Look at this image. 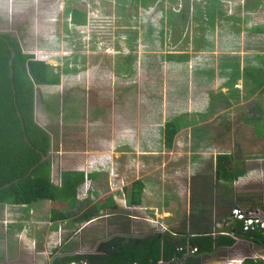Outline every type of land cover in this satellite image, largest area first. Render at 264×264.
<instances>
[{
  "label": "rangeland",
  "instance_id": "1",
  "mask_svg": "<svg viewBox=\"0 0 264 264\" xmlns=\"http://www.w3.org/2000/svg\"><path fill=\"white\" fill-rule=\"evenodd\" d=\"M73 16L84 22L74 24ZM0 32L59 76L34 86L35 120L50 134L46 159L59 187L78 197L87 188L103 195L108 171L125 163L127 180L145 178L147 213L168 209L179 233L187 210L185 222L200 219L192 234L204 238L215 229L214 213L221 238L232 235L235 207L262 209L264 0H0ZM226 61L234 67L223 76ZM173 118L180 130L167 149L163 133ZM126 143L135 147L126 150ZM238 153L247 171L218 183L216 160L231 171ZM87 168L100 173L88 186ZM51 204L30 208L47 217ZM8 209L0 205V260L13 234Z\"/></svg>",
  "mask_w": 264,
  "mask_h": 264
},
{
  "label": "crops",
  "instance_id": "2",
  "mask_svg": "<svg viewBox=\"0 0 264 264\" xmlns=\"http://www.w3.org/2000/svg\"><path fill=\"white\" fill-rule=\"evenodd\" d=\"M219 54H221L220 50ZM227 55L233 54L230 52ZM259 58L263 60V57H257V59ZM233 62L226 61L220 65L223 76L227 75V70L231 69L232 66L234 67ZM241 66V69L250 70L251 68L250 66L244 67L243 61H241ZM219 74L221 75V73ZM212 100V102H216V100ZM126 144L128 145L123 146V148H127L126 150L130 149V146L135 147L134 144ZM124 153L126 152H121L120 156ZM55 156L57 158V151H55ZM107 163L110 162L105 160L106 165ZM134 163H136L135 160ZM97 164L101 168V163ZM136 165L140 170L141 164L138 162L135 164V168ZM50 168L52 187L58 196L61 195V198L58 197L59 201H57L56 197V199L52 197L55 199L56 205L51 204L53 206L47 217L46 212L43 217H39L35 214L38 210L33 211L30 206L2 205L9 208V212H12L10 213L12 220L8 226L10 225V229L13 226V234H7L8 237L3 244L4 252L2 254L4 255L1 256L0 264H61L59 261L63 262V260H72L74 261V263L71 262L72 264H94L92 260L89 262L90 258L88 257L91 256L98 260L109 259L114 247L112 241L117 240L118 246L131 243L133 252H137L139 247H148V241L157 238L159 241L158 248H150L159 255L158 261L166 263L178 262L179 260L176 261V258L181 260L182 256L175 253L176 249L182 247L186 250L189 246L195 248L196 253L187 254L189 257L182 264H243L247 260L264 262V246L254 240V234L250 237L245 236L240 232L233 231L232 228L230 232L233 235L219 237V232L215 231L216 223L219 222L216 213H214L211 221V225L215 229L208 233L207 238H204L192 234V226H198L200 219L195 217L196 223L193 225L190 221L189 223L185 222L187 220L186 215L189 213L187 210L184 211L183 217L181 216L184 220L181 225H184L182 227L185 232L178 233L174 230L176 222L173 223V220H169L171 212L168 209H156L155 212L147 213L142 207V204L145 203L142 197L140 205L129 206L127 201L130 187L127 188V186H131L133 182H142L144 194L145 178H141L138 173V177L134 180H127V173L130 169L125 163L119 165V170L116 169L118 172H115L116 170L108 171L109 190L106 193L103 192L104 194L100 195L96 192H90L86 187L85 192L88 195L83 194L79 197L74 191H66L65 188L59 187L52 178L53 169L51 165ZM87 169L91 173L88 176H83L82 180L88 186V182L92 185L98 173ZM101 170L105 171L106 169ZM116 177L119 185L112 183ZM95 190H98V185ZM154 194L159 196L158 193ZM52 198L50 200L54 201ZM57 205H61L63 210L57 211ZM183 210L175 213V216L178 217ZM167 213L169 216L166 215ZM202 221L204 223L205 219ZM207 225L209 224L207 223ZM141 228L145 231H142ZM8 238L10 239L8 240Z\"/></svg>",
  "mask_w": 264,
  "mask_h": 264
},
{
  "label": "trees",
  "instance_id": "3",
  "mask_svg": "<svg viewBox=\"0 0 264 264\" xmlns=\"http://www.w3.org/2000/svg\"><path fill=\"white\" fill-rule=\"evenodd\" d=\"M71 21L77 25L84 22L75 16L71 17ZM12 53L14 56L11 58ZM48 67L45 61L34 60L31 54L22 53L14 38L8 34H0L1 205L30 206L50 200L52 197H56L57 201L61 198L52 187L49 160L41 161L43 157L47 158L50 152V135L36 122L34 114V86L50 85L54 78L59 77L58 74L49 75ZM224 129L228 131L229 127L225 125ZM179 130L177 119L173 118L171 122L166 123L163 142L167 149L172 148L174 137ZM234 157L236 161L234 160L231 171L220 159L216 160L215 180L218 183L227 186L247 171L245 164L241 162L240 154ZM143 189L142 182L131 184L127 201L129 206L140 205ZM239 226V223L234 224L235 232H239ZM253 238L264 246L263 236L254 234ZM116 241H112L114 247L109 259L98 260L90 256L89 262L92 260L94 264H152L159 260V255L150 248H158V238L148 241V247L141 246L137 252H133L131 243L118 246ZM71 262L74 263L72 260L59 261L61 264ZM243 264L264 262L247 260Z\"/></svg>",
  "mask_w": 264,
  "mask_h": 264
},
{
  "label": "built area",
  "instance_id": "4",
  "mask_svg": "<svg viewBox=\"0 0 264 264\" xmlns=\"http://www.w3.org/2000/svg\"><path fill=\"white\" fill-rule=\"evenodd\" d=\"M230 222L231 226L233 228V231L236 230L234 228V224H240L239 226V232L246 235H253V234H260L261 236L264 237V201H262V209H256L247 212L242 211L239 208H234L231 213H230ZM231 228V229H232ZM233 235V234H232ZM176 253L181 254L182 258L180 259H175L178 262L171 261L170 263L166 264H182V262L185 260V257L189 255H193L196 253V249L189 246L184 250L182 247H178L176 249ZM162 261L156 262V264H159Z\"/></svg>",
  "mask_w": 264,
  "mask_h": 264
},
{
  "label": "water",
  "instance_id": "5",
  "mask_svg": "<svg viewBox=\"0 0 264 264\" xmlns=\"http://www.w3.org/2000/svg\"><path fill=\"white\" fill-rule=\"evenodd\" d=\"M14 56V54H11V58ZM11 63V60L9 61V64ZM46 158L43 157L41 161H44ZM189 256H186L185 259H187ZM152 264H156L155 262H153ZM159 264H166L165 262H160Z\"/></svg>",
  "mask_w": 264,
  "mask_h": 264
}]
</instances>
